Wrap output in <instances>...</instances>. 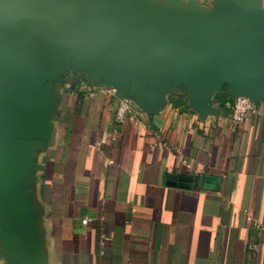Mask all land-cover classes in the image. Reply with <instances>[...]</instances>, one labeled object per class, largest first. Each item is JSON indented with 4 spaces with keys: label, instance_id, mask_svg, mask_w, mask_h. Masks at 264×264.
<instances>
[{
    "label": "crops",
    "instance_id": "1",
    "mask_svg": "<svg viewBox=\"0 0 264 264\" xmlns=\"http://www.w3.org/2000/svg\"><path fill=\"white\" fill-rule=\"evenodd\" d=\"M14 1L54 25L107 24L91 0ZM111 4L175 37L228 31L237 16L264 26V0ZM15 35L0 11V264H264V91L232 127L233 86L112 45L11 47ZM122 97L133 116L120 125Z\"/></svg>",
    "mask_w": 264,
    "mask_h": 264
},
{
    "label": "water",
    "instance_id": "2",
    "mask_svg": "<svg viewBox=\"0 0 264 264\" xmlns=\"http://www.w3.org/2000/svg\"><path fill=\"white\" fill-rule=\"evenodd\" d=\"M91 1L99 7L97 11L101 15H106V25H54L29 15L14 0H0V11L16 32L10 46L22 43L36 47L39 41L68 46L82 43L112 45L160 59L164 63L163 71L170 74L233 86L238 89L234 99L246 97L256 102L255 93L264 91V26L244 27L241 16H237L233 28L228 31L175 37L165 32L156 19L152 20L154 29L138 28L117 15L111 0ZM115 91L117 95L116 88ZM120 99L130 101L128 97ZM169 178L191 187L189 178ZM207 181L214 182L211 177H202L199 186Z\"/></svg>",
    "mask_w": 264,
    "mask_h": 264
},
{
    "label": "built area",
    "instance_id": "3",
    "mask_svg": "<svg viewBox=\"0 0 264 264\" xmlns=\"http://www.w3.org/2000/svg\"><path fill=\"white\" fill-rule=\"evenodd\" d=\"M86 97L91 98L95 95V87H91L82 83L78 89ZM115 89H112L111 94L115 95ZM256 113L255 102H252L246 97H238L234 99L231 113L229 116L230 124L232 127H237L244 123L251 115ZM133 116V110L131 108L130 101L126 99H119L115 104L114 118L116 123L123 125L127 120ZM188 168V165H185ZM83 224L87 223V220L82 221Z\"/></svg>",
    "mask_w": 264,
    "mask_h": 264
}]
</instances>
